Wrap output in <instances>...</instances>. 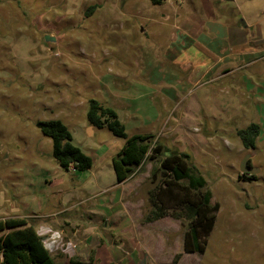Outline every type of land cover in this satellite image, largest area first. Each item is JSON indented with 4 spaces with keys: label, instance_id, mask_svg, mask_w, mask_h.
<instances>
[{
    "label": "rangeland",
    "instance_id": "obj_1",
    "mask_svg": "<svg viewBox=\"0 0 264 264\" xmlns=\"http://www.w3.org/2000/svg\"><path fill=\"white\" fill-rule=\"evenodd\" d=\"M263 11L264 0H0V220L26 219L55 264H91L96 251L95 264H264ZM211 17L249 25V65L206 71L184 27ZM89 100L112 108L127 137L189 156L219 204L203 253L183 252L187 220L172 208L147 222L157 163L114 186L125 139L88 124ZM49 120L89 169L59 167L36 126ZM251 124L259 133L245 149L237 132ZM247 154L256 174L236 179Z\"/></svg>",
    "mask_w": 264,
    "mask_h": 264
},
{
    "label": "trees",
    "instance_id": "obj_2",
    "mask_svg": "<svg viewBox=\"0 0 264 264\" xmlns=\"http://www.w3.org/2000/svg\"><path fill=\"white\" fill-rule=\"evenodd\" d=\"M161 5L165 0H148ZM86 120L95 128L107 127L116 137L125 139L119 152L111 159L112 170L117 183L127 181L145 162H155L157 169L152 173L158 183L150 192L152 210L147 222L166 216L172 208L176 218L187 220L183 238L185 254L203 253L206 238L210 234L216 213L217 202L212 203L210 190L206 189L204 178L191 164L186 153L170 151L152 136H126L124 126L116 112L96 100L88 101ZM40 132L50 139L52 156L65 171H83L92 166V159L72 144L68 128L59 120L38 121ZM259 127L249 125L239 130L237 136L245 149H252L258 137ZM253 176L242 175L250 180ZM180 255L174 257L176 263ZM0 264H55L35 229L23 218L0 220Z\"/></svg>",
    "mask_w": 264,
    "mask_h": 264
},
{
    "label": "crops",
    "instance_id": "obj_3",
    "mask_svg": "<svg viewBox=\"0 0 264 264\" xmlns=\"http://www.w3.org/2000/svg\"><path fill=\"white\" fill-rule=\"evenodd\" d=\"M173 4L174 7L177 6L175 1ZM206 22L205 27L196 23L186 24L184 34L192 42L191 45L203 47L207 51L205 55L208 61L207 72L216 69L220 71V76H223L233 73L252 62L257 42L254 39V34L250 35L252 38L248 37L249 25L245 22L242 26L236 25L234 22L224 23L223 21V23H220L212 17L207 19ZM204 29L207 34L203 32ZM203 42L206 44H203ZM123 183L116 182L114 186L118 187ZM96 252L92 258L89 257L87 260L91 261V264H95L97 259L99 261V253ZM100 264L102 263L100 262Z\"/></svg>",
    "mask_w": 264,
    "mask_h": 264
},
{
    "label": "water",
    "instance_id": "obj_4",
    "mask_svg": "<svg viewBox=\"0 0 264 264\" xmlns=\"http://www.w3.org/2000/svg\"><path fill=\"white\" fill-rule=\"evenodd\" d=\"M264 14V11H263ZM252 154H247L245 157L242 159L240 165H239V174L235 175L234 177L236 179H239L242 175H255L256 171L252 167L248 165V162L251 158Z\"/></svg>",
    "mask_w": 264,
    "mask_h": 264
},
{
    "label": "built area",
    "instance_id": "obj_5",
    "mask_svg": "<svg viewBox=\"0 0 264 264\" xmlns=\"http://www.w3.org/2000/svg\"><path fill=\"white\" fill-rule=\"evenodd\" d=\"M165 1H171V0H165Z\"/></svg>",
    "mask_w": 264,
    "mask_h": 264
}]
</instances>
